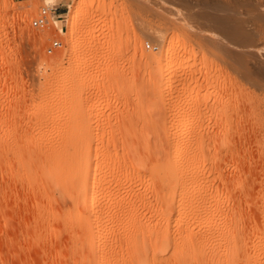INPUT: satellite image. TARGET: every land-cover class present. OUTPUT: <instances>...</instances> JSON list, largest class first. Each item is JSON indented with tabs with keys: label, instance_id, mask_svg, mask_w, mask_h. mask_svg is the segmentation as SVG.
I'll use <instances>...</instances> for the list:
<instances>
[{
	"label": "rangeland",
	"instance_id": "rangeland-1",
	"mask_svg": "<svg viewBox=\"0 0 264 264\" xmlns=\"http://www.w3.org/2000/svg\"><path fill=\"white\" fill-rule=\"evenodd\" d=\"M41 8L48 23L36 28ZM71 14L79 18L69 25ZM52 40L60 46L48 53ZM161 70L171 74L162 99ZM165 122L193 132L186 189L198 206L195 230H214L226 252L233 244L238 264H263L264 0H0V264H126L127 219L106 217L88 244L95 226L77 224L74 208L83 207L73 191L30 179L27 151L64 140L77 153L84 142L126 136L128 126ZM115 150L100 152L111 156L100 160L112 211L129 197L117 182L134 170ZM61 152L51 169L62 168ZM147 183L141 193L154 203Z\"/></svg>",
	"mask_w": 264,
	"mask_h": 264
},
{
	"label": "bare ground",
	"instance_id": "bare-ground-1",
	"mask_svg": "<svg viewBox=\"0 0 264 264\" xmlns=\"http://www.w3.org/2000/svg\"><path fill=\"white\" fill-rule=\"evenodd\" d=\"M77 18H79V16H76L75 14L69 15L67 24L70 25L71 23H74V20H77ZM165 57H167V54L165 55ZM164 59H163L164 61L161 60L162 61L161 63L168 62L167 58ZM160 73H161V80L160 82L158 81L159 89L157 91H158V96L162 99V97L163 98L166 97V94L168 95L171 85L169 76L171 74L169 76L168 75L166 76V74H164L162 70L160 71ZM176 125L178 124L172 122L170 123L165 122L162 125L149 123L148 125L141 124L139 128H135V129L134 127L132 128L131 125V127L129 126L127 127L129 129L128 130L129 133L126 134V136L121 133L124 136L122 138L119 137L118 139L113 138L108 141L97 139L94 141L95 143L93 142V144L90 141L84 142L80 144L77 153L75 152L76 151V147H74L75 144L73 145V143L71 142L68 141L64 142L63 140L57 147L54 148V146L53 147L51 146L49 148L48 145L50 143L48 144L46 142H43V140H41L35 143L32 147H30L29 150L27 149L28 155L30 156L31 160L29 159L30 162L29 164L27 163V167L25 168L26 175L30 176V179L36 181L39 180L40 178L42 182L44 180L46 181L51 180L55 182V184L57 185L59 184V188L61 187L62 190L66 188L69 189L68 191L70 190L71 192L73 191L71 193L72 203L74 205L80 203L82 205L81 207H83V211H80L77 208L79 204L74 208L75 209L74 215L72 216H75L74 218L77 221V224L80 223V225L85 226V224L87 223L88 225L95 226V228H93L92 226L90 232L89 230L87 231L88 233H90V236L86 238V242L90 245L94 242V240L97 241V238H99L101 233V223L102 221H104L106 217L126 218L128 223H127V227L126 225L124 226L126 227V229L123 232L124 244L126 247L125 254L127 253L126 260L128 257V260L125 261V263L127 262L126 264H238L237 262H239L240 260L236 261V259L238 260V258H236L237 256L235 253L236 250L235 249L234 251L232 250L234 247L233 244H232L233 247L231 246L232 249L228 248L229 251L226 252V250L219 248V245H217L216 235L212 234L214 230L212 233L211 231H209V229L208 230L200 229L198 231L195 230L196 229L194 227L195 224L193 223L191 216L193 214V211L198 206H196L197 203H195L196 201L195 199H193L194 197H191V194H189L186 189V185L191 180L192 177L190 163H191V145L193 140V136H192L193 132L190 125L189 127L186 126L183 127L182 129L180 128V125L179 127ZM137 126L138 125H136V127ZM117 147H119V149H121V151L124 152L125 154V158H124L125 165L127 167L129 166L130 169H134V170L129 175H127V177L124 176L125 177L124 183H122L121 181L117 182L118 184L116 188L118 190L119 189L123 190L124 193L127 192L126 195L127 196L129 195V197L128 199H125L126 201L124 202L123 207L122 206L120 208L118 207L114 209V211H112L110 208L111 202L109 203V201L111 200L108 199V194L110 193L108 192L106 193V191H108L107 190L108 187L106 186V188H103L104 185L101 182V173H104L103 171H106L104 169H107L108 165L107 164L105 165L104 159L103 162L100 160V158H105L107 160L111 156L106 157L105 155H102L100 152L102 153L106 152L105 154H107V152H109L110 150H115ZM58 151H62L61 152L62 155H59L58 153L59 155L58 166L59 168L60 167L62 168L58 170L57 169L54 170L51 169L50 166H48V164L49 162L50 163L52 162V164L54 163L53 156L54 153L56 154V152ZM148 154L150 157L148 156ZM106 160L105 162H107ZM110 161L111 159L108 161V164ZM104 165L106 166V168ZM137 165L139 166L141 165L142 167L143 166L145 167L146 165L149 166V168L147 169H149L151 173L150 174L151 176L149 175L150 178H147L144 175V173L140 172L139 169H137L139 167V166L137 167ZM38 168L40 170V175H38L39 177H37V173H36V169ZM147 179L150 180L151 183L155 186L154 187L155 192L153 193L154 203H152V201L148 199V197L145 194L141 193V188L144 187L146 184H148ZM33 183L34 182H32V184ZM64 192H67V190H65ZM180 214H182L183 217L179 219ZM195 214L196 213L194 212V215ZM173 215L174 218L172 219V221H170V218ZM261 220L263 219L261 218ZM230 225H231V221H230ZM258 229L259 228H257V230ZM260 233L261 232L259 231V233L256 234H260ZM219 235L221 237V233ZM238 236L241 237L240 235ZM257 236L255 237L257 238ZM231 237L232 235L230 236V238ZM235 238L237 239V237ZM227 239L229 238L227 237ZM240 240L241 239H239V242ZM243 244L244 242L242 243V246ZM256 244L254 245L256 246ZM237 245L238 244H236V246ZM257 248L258 247H256V249ZM102 252L100 254H103ZM239 254L242 255L241 253ZM105 256L106 255H102V257L104 258ZM262 256L263 255H261V257ZM245 257H246V253H245ZM239 258H241V256ZM256 258L257 257H255V259L253 260H256ZM242 263L246 264L245 262ZM247 264L249 263L247 262ZM254 264H261V263L254 262Z\"/></svg>",
	"mask_w": 264,
	"mask_h": 264
},
{
	"label": "built area",
	"instance_id": "built-area-1",
	"mask_svg": "<svg viewBox=\"0 0 264 264\" xmlns=\"http://www.w3.org/2000/svg\"><path fill=\"white\" fill-rule=\"evenodd\" d=\"M48 23L47 9L41 8L37 15L31 20V25L36 28H42ZM60 46V42L52 40L47 47V52L51 53L55 48Z\"/></svg>",
	"mask_w": 264,
	"mask_h": 264
}]
</instances>
